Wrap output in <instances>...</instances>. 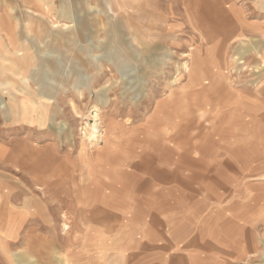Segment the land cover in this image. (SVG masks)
Instances as JSON below:
<instances>
[{
    "label": "rangeland",
    "instance_id": "obj_1",
    "mask_svg": "<svg viewBox=\"0 0 264 264\" xmlns=\"http://www.w3.org/2000/svg\"><path fill=\"white\" fill-rule=\"evenodd\" d=\"M48 1L50 14L41 16L36 0H0V23L7 32L25 38L42 22V30L61 41L60 48L52 42L49 51L58 49L64 56L59 75L56 65L54 73L39 72L34 79L38 83H29L34 94L15 96L18 106L27 98L30 117L17 111L5 114L0 107V150L4 146L31 153L15 165L8 151L7 156L0 151V204L7 213L14 210L13 200L18 207L26 200L30 204L28 212L17 209L22 224L15 234L9 219L0 216V264H16V259L18 264H214L233 243L263 251L264 70L259 66L264 61V0H112V11L110 0ZM210 5L223 12L208 20V45L192 19ZM232 6L238 17L229 11ZM74 18L88 28L77 30ZM155 23L164 26L155 32ZM110 24L121 33L150 35L142 47L153 53L158 46L155 53L166 63L163 74L153 70L144 77L138 60L146 52L136 54L130 47L132 59L114 67L107 53L86 42L91 35L95 43H105ZM247 43L257 45L260 58L244 51L239 68L232 62L224 69L216 65L217 53L230 61L235 49H247ZM14 46L13 39H0V50ZM190 51L195 53L192 66L206 86L193 88L184 74L159 117L157 104L170 95L164 82L173 80L175 68L187 59L181 54ZM92 56L102 64L100 70L87 63ZM6 60L1 57L0 65L20 61ZM76 62L80 65L74 68ZM219 72L224 73L223 85L209 89ZM21 85L29 89L24 81ZM109 86L115 87L108 91ZM105 96L108 104L103 106ZM47 97H55V107ZM231 99L242 100L243 109ZM1 102L12 107L3 96ZM95 107L108 146L101 143L93 151L81 145L78 134L85 121L91 124ZM83 161L90 168L84 169ZM23 165L41 181L31 182ZM19 182L30 195H24ZM49 184L48 193L38 191Z\"/></svg>",
    "mask_w": 264,
    "mask_h": 264
},
{
    "label": "bare ground",
    "instance_id": "obj_2",
    "mask_svg": "<svg viewBox=\"0 0 264 264\" xmlns=\"http://www.w3.org/2000/svg\"><path fill=\"white\" fill-rule=\"evenodd\" d=\"M114 1V0H113ZM112 0H110V2H108V8H109V11H112ZM171 1V0H170ZM176 1V0H175ZM90 2V1H89ZM88 2V3H89ZM116 2V1H115ZM160 2V1H159ZM168 2V0H167ZM177 2V1H176ZM181 2V1H180ZM163 3V2H162ZM173 3V2H172ZM171 3V4H172ZM175 3V2H174ZM178 4V3H177ZM124 5V3L122 5H120L119 3H116V6L121 8L122 6ZM260 5V4H259ZM37 6L38 8H40L41 10V13L43 16V14H48L50 11H51V6H48L47 2H45V0H38L37 1ZM162 6V5H161ZM174 6V5H173ZM172 6V7H173ZM213 6V5H212ZM211 5L210 6H206L205 8H203L200 12V16L194 20L192 19V22H193V26H195L196 30L200 32V29H201V34L202 32H205V35L203 34V38L204 40L206 41V43L209 45L211 44L212 42L208 39V36L206 34V30L208 28V20H210L213 16H216L217 18H219L221 12H223V9L220 7V6H215V8L213 9ZM227 6V5H226ZM58 8V7H57ZM63 9V4H61V11ZM161 9V8H160ZM165 9V8H164ZM229 11H231V14L234 12L233 11V6L232 7H229L228 8ZM174 10V9H173ZM175 11V10H174ZM245 11V10H244ZM38 12V11H37ZM165 12V11H164ZM168 13V11H167ZM50 14V13H49ZM137 14V13H136ZM170 15V13H169ZM186 15V14H185ZM35 16V15H33ZM234 16L238 17L237 15L234 14ZM169 18V17H168ZM187 18V17H186ZM102 19V18H101ZM104 19V18H103ZM187 21V20H186ZM202 21V25H199V23ZM74 24H75V27L77 28V30L79 31H82V30H86L88 28V24L84 21V20H79V19H73L72 21ZM111 22V21H110ZM156 26H157V29L155 28V25H154V29L153 31H157L158 29L160 28H163L164 25H161L160 28L159 27V23H155ZM165 24V23H164ZM67 25V24H66ZM69 25V24H68ZM2 26V25H1ZM110 30L106 32L105 34V40L106 42L103 43L101 42V40H96L97 43H100V44H97L95 43V41L92 40L91 38V35H86V42L88 43H92V45L94 47L92 48H99L103 53H107L108 54V61L112 62L114 67H116L117 63H119L120 61L122 62H125V61H129L132 59V53L130 54L129 52L130 51V47L131 48H134L133 52L136 53V54H139V53H144L146 51L143 50V43L144 42H147V40H149L151 38L150 35L148 36H144L143 34H137L135 33L133 30L130 31V33L128 34H125V33H121L120 31L118 32L117 31V28L118 26H115L114 24H110ZM42 27H43V23L40 22V23H37V30H35L36 33H33V34H28L26 35L27 37L25 38H22L20 36L19 40H20V49H16V48H12V50L9 53L8 57H9V60H6V61H10V62H14L15 59H18L20 60L18 63H16L15 65H12L11 66L9 65V67L7 66H1L0 65V97L3 96V98H7V101L11 104L12 107H9L7 108L5 106V104L3 102L0 103V107L1 108H4L3 109V113L5 114H8L10 111L11 112H14L17 111L19 113H22V114H25L27 115L28 117H30V113L32 112V107H31V104L27 102V98H25L21 103L20 105L18 106V103H17V100L15 98L16 95L18 94H24L25 96H30L33 93V91L31 90L32 88L30 87L29 83L33 82V83H38L36 82L34 79L35 77H37V74L39 72H42L43 74L44 73H54L53 72V68L54 66H58V70L55 71V76L59 75L60 74V70L62 69V65H63V61H64V56H61L58 49L57 50H50L49 51V47L50 45L52 44V42L56 43V45H60L61 44V41H60V37L59 36H53L47 32H44V30H42ZM117 27V28H116ZM2 29V28H1ZM202 29H204L202 31ZM163 30H168L167 27H164ZM192 30V28H191ZM241 30V29H240ZM6 31V30H5ZM160 31V30H159ZM118 32V33H117ZM161 32V31H160ZM195 33V32H194ZM11 34V33H10ZM196 34V33H195ZM174 35V34H173ZM158 37V36H157ZM168 37H172V36H169ZM235 37V36H234ZM153 38V37H152ZM178 38V37H176ZM175 38V39H176ZM11 39V38H10ZM201 39V38H200ZM99 41V42H98ZM255 41V40H254ZM238 42V41H237ZM250 41H248L249 43ZM205 43V42H204ZM205 43V44H206ZM240 43L242 44L243 43V40L240 41ZM245 45L247 46V49L246 48H236L235 49V54L233 56H231V60L230 61H227L224 57V55L222 56V53H217V64L216 65H219V67H221L222 69L225 68L226 64H229V63H233V65L236 66V68H239L240 65H242V53L245 51H251L253 54H255L256 56H259V51H258V47L255 43H250ZM118 44V45H117ZM116 46V47H115ZM227 46V45H226ZM234 46V45H233ZM157 45H154V52L152 53L151 50L149 52H146L145 54L147 56H142L138 61H139V64H140V67L142 68V73L144 75V77L146 76V74H151L153 72V70H159L160 73L159 75H162L163 74V70L164 68L166 67V63L163 61V59L161 58V56L157 55L155 53L156 49H157ZM222 45H219L218 48H221ZM10 48V47H9ZM58 48H60L58 46ZM221 50V49H220ZM6 51V49H5ZM177 52V51H176ZM231 52V51H230ZM7 53V52H6ZM65 53H67V49L65 48ZM96 53V52H95ZM241 53V54H240ZM198 54V53H197ZM97 55V54H96ZM165 56H167V54H163ZM180 55V54H179ZM183 56V58H187L184 60V62L181 63V65H179L178 63H176V65L178 64V67L175 68V77H173V80H171L170 82L166 83L164 82V89L166 90H169L168 92L170 93V95H168L166 97V99L161 102V103H158L157 104V108L158 111H157V116L161 117L162 114L164 113V110L166 108V106L169 104L170 102V99L172 97L171 95V92H172V88L176 86L177 84V81L180 80V78L185 74L188 76V78L191 80L192 82V86L193 88L195 87H199V86H206V83L204 79H202L197 71V69L195 68V66H192V63L194 62L195 60V53L193 51H190L188 53H185V54H181ZM200 55V54H199ZM197 55V57L199 56ZM252 55V54H251ZM3 57L4 59L7 58V56L5 54H1L0 55V58ZM172 57V56H171ZM249 57V56H248ZM251 58V57H250ZM22 59H24L25 61V64L23 66L26 65L25 68H22ZM92 60H90V58L87 60V63L90 64L91 66L94 67L95 70H97V67L98 69L100 70V66H102V64L99 66V59L97 57H91ZM168 60H170L168 58ZM201 60V59H200ZM249 60V59H248ZM93 61V62H92ZM167 61V60H165ZM247 61V60H245ZM261 61V60H260ZM78 62V61H77ZM74 63L73 64V67L76 68L78 67L80 64H77ZM15 63V62H14ZM103 63V62H102ZM105 63V62H104ZM245 64V63H244ZM96 65H98L96 67ZM168 65V64H167ZM175 65V66H176ZM174 66V67H175ZM224 66V67H223ZM72 67V69H73ZM108 67V66H107ZM110 67V66H109ZM171 67V66H170ZM260 68H262V70H264V61L261 62V66H259ZM111 68V67H110ZM15 69H18L17 73L15 71ZM105 69V67H104ZM256 69V68H255ZM107 70V69H106ZM166 70V69H165ZM170 70V69H169ZM168 70V71H169ZM250 70V69H249ZM26 71V72H25ZM110 71V69H109ZM221 71V70H220ZM247 71V70H246ZM113 72V71H112ZM174 72V71H173ZM250 72V71H249ZM259 72V71H258ZM157 73V72H155ZM154 73V74H155ZM103 74V73H102ZM114 74V73H113ZM173 74V73H172ZM224 74V73H223ZM222 72H219V74L217 73V83L214 81V84H211L210 86H208L209 89L213 90L215 88L216 85H223V82H222V76H223ZM258 74V73H257ZM264 74V72H263ZM21 75V76H20ZM250 75V74H249ZM54 76V77H55ZM103 76V75H102ZM105 76V75H104ZM251 76V75H250ZM18 78L20 82H17L15 81V79L13 78ZM90 77V76H88ZM143 77V76H142ZM166 77V76H165ZM102 78V77H101ZM100 78V80H101ZM112 78V77H111ZM154 77H152L153 79ZM162 78V76H160V79ZM164 79V78H163ZM99 80V81H100ZM151 80V78H150ZM158 80V79H157ZM166 80V78H165ZM26 84L27 87H29V89H24L23 88V84L21 85V82H23ZM98 81V82H99ZM160 81V80H159ZM158 81V82H159ZM169 81V80H168ZM222 82V83H221ZM107 83V82H106ZM159 83H162L161 81ZM86 89L91 87V84L89 83V80H88V86H87V79H86ZM121 85V84H120ZM152 85V84H151ZM160 85V84H159ZM260 85V84H259ZM25 86V85H24ZM25 86V87H26ZM115 86L111 87L109 86L108 87V91H112L114 89ZM34 88V87H33ZM37 88V86H36ZM96 88V87H95ZM79 89V88H78ZM98 89V88H96ZM84 90V89H83ZM94 90V89H93ZM121 91V90H120ZM146 91V90H145ZM144 91V92H145ZM159 91V90H157ZM73 92V91H72ZM154 92V91H153ZM152 92V93H153ZM184 92V91H183ZM70 93V92H69ZM76 93V92H75ZM154 94V93H153ZM152 94V95H153ZM162 94H165V90H163ZM167 94V93H166ZM63 95V94H62ZM233 95V94H231ZM19 96V95H18ZM91 96V95H89ZM164 96V95H163ZM166 96V95H165ZM237 96V95H236ZM35 97V96H34ZM19 98V97H18ZM17 98V99H18ZM48 100H51L54 102V107L56 106V102L57 100L55 99V97H47ZM240 98V97H239ZM41 100V99H40ZM48 100L45 99V102ZM156 100V99H154ZM158 100V98H157ZM232 100V99H231ZM196 101V100H195ZM229 101V100H228ZM235 100H232L231 103L235 104L237 106V109H243L244 107V102H242V100L238 99L237 101ZM225 101L223 102H220L218 103L217 105H222V103H224ZM38 103V101H37ZM96 103V102H95ZM102 105L103 106H106L108 104V100L105 97H102V101H101ZM113 103V102H112ZM128 103V104H127ZM131 103V102H130ZM129 101L126 102L127 105L130 104ZM133 103V102H132ZM7 104V103H6ZM35 104V103H34ZM97 104V103H96ZM36 105V104H35ZM43 105V104H42ZM94 105V104H93ZM126 105V106H127ZM209 105V104H208ZM37 106V105H36ZM130 106V105H129ZM52 107V108H54ZM71 107H72V110L75 112V107L73 106V104H71ZM97 107V106H96ZM95 107V108H96ZM128 107V106H127ZM133 107H134V104H133ZM215 107V106H214ZM113 108V107H112ZM219 108V106H218ZM215 107V112H219V109ZM38 109H39V106H38ZM37 109V110H38ZM101 110V109H100ZM213 110V109H212ZM181 111H184V108L182 107L181 108ZM208 111V110H207ZM91 112V111H90ZM130 112V110H129ZM40 113V112H38ZM87 113V112H86ZM89 113V112H88ZM101 113V112H100ZM204 113L205 112H201L199 117L202 118L204 117ZM86 116V115H85ZM106 116V115H105ZM104 117V116H102ZM107 118V117H106ZM40 121H42L41 118H38ZM89 119V118H88ZM101 119H100V116H99V109L96 108L95 112L92 113L91 115V124H89L88 122H84V125L83 127L81 128L80 133L78 135H81V145H88L89 148H93V151L94 149L96 148L97 150H99V148H101V143L105 144V146H108L107 145V135H106V129L104 130V128L101 126ZM103 121V120H102ZM104 121H107L104 120ZM103 121V122H104ZM102 122V124H103ZM126 122V121H125ZM131 123V122H130ZM263 123V122H262ZM107 124V123H106ZM47 125V124H46ZM127 125V124H125ZM133 126V125H132ZM126 127V126H125ZM128 128V127H126ZM59 129L61 130V125L59 127ZM17 150H15L14 152L10 150V148L8 147H4L2 146L1 148V153L3 154L2 156H7V154H5L6 151L9 152V156H10V162H13L15 165L18 164V162L22 165L23 161L27 159V156H30L31 153L28 152V154L26 155L24 152L21 151V149L19 148H16ZM95 149V150H96ZM20 150V151H19ZM90 151V150H89ZM44 152V151H43ZM92 152V151H90ZM99 153V152H98ZM82 155V154H81ZM81 155H80V158H81ZM92 155V154H91ZM76 156V155H75ZM93 158V157H92ZM23 167V170L24 172H27V174L30 176V181L33 182V183H37L38 181H41V178H39L38 176L35 175L34 171L32 169H29L27 166H22ZM87 167V166H86ZM20 170V168H19ZM44 171V170H42ZM19 172V171H17ZM23 172V171H22ZM27 175V176H28ZM22 176V175H21ZM22 178V177H21ZM22 186H24L21 182H19ZM3 185V184H2ZM34 185V184H33ZM50 185V184H49ZM49 185H46L48 188L50 187ZM4 186V185H3ZM2 186V187H3ZM11 186V185H10ZM12 187V186H11ZM36 187V186H35ZM39 190V192L43 193L44 194V191L46 192V190H41L40 186L37 187ZM36 189V188H35ZM43 189V188H42ZM49 190V189H47ZM2 191V190H0ZM30 191L29 188L25 187L24 186V195L27 197L28 195H30ZM34 191V190H32ZM10 192V191H9ZM3 193V192H2ZM6 195V193H3ZM2 194V195H3ZM8 195H10L8 193ZM2 198L4 196H1ZM7 197V196H6ZM5 197V199H6ZM43 197V196H42ZM8 199V197H7ZM10 199V198H9ZM25 199H28V198H25ZM70 199V197H69ZM76 200V199H75ZM4 201V199H3ZM6 201V200H5ZM15 201L16 200H13L12 202V206H13V212L10 213V211L7 213L4 209H5V204L1 205L0 204V216L4 219V218H8L9 219V222H10V225H12V227L9 229L11 230V232H14V234L17 232V230L20 228V225L22 224L21 221V213L20 211L18 212L17 209H25L27 212H28V209H29V202L26 200L24 201V205L22 207H18L16 204H15ZM77 202V201H76ZM3 203V202H2ZM46 203V202H45ZM76 205V204H75ZM3 206V207H1ZM8 207V205H7ZM31 207V206H30ZM75 207V206H74ZM9 208V207H8ZM77 209V208H76ZM8 211V209H7ZM12 211V210H11ZM33 211V210H32ZM31 212V211H30ZM62 215V214H61ZM65 217V216H64ZM1 219V218H0ZM7 219V221H8ZM62 219V218H61ZM67 220V218H66ZM69 220V219H68ZM1 221V220H0ZM6 221V222H7ZM3 222V220H2ZM66 222V221H65ZM68 222V221H67ZM8 223V222H7ZM6 223V224H7ZM64 223V222H63ZM5 224V225H6ZM69 226V225H67ZM67 226H66V223L63 224V230L62 231H65L67 230ZM4 227V226H3ZM9 228V227H8ZM12 236V235H11ZM7 237V236H6ZM5 238V237H3ZM8 238V237H7ZM1 239V237H0ZM14 239V238H13ZM2 240V239H1ZM0 240V241H1ZM8 240V239H7ZM9 240H12V239H9ZM5 241V239H4ZM5 244V243H4ZM6 245V244H5ZM3 246V245H2ZM1 246V247H2ZM6 248V246H5ZM4 248V249H5ZM7 251V250H6ZM259 250L256 251L255 247L253 246V244H246L245 246V253L248 254L246 256V264H264V249L263 251H261V255H259ZM245 257V256H244ZM13 258V257H12ZM235 258V257H234ZM224 261V260H223ZM16 264L20 263L21 261L19 259H16ZM67 263V262H66ZM223 264H231L230 262H226V263H223ZM240 264V262H239Z\"/></svg>",
    "mask_w": 264,
    "mask_h": 264
},
{
    "label": "crops",
    "instance_id": "obj_3",
    "mask_svg": "<svg viewBox=\"0 0 264 264\" xmlns=\"http://www.w3.org/2000/svg\"><path fill=\"white\" fill-rule=\"evenodd\" d=\"M37 1L38 0H36V2ZM45 2H47L48 6H51V3L48 0H45ZM36 5H37V3H36ZM4 26H5L4 24L0 23V39H4V38H9L10 39L11 38V39L14 40V44H15V46L13 48L20 49V46H21V44L19 43L20 42V40H19L20 36L16 35L11 30L9 32H7V30L5 31ZM16 42H17V45H16ZM5 49L6 48H3V49L0 50V55L3 53L6 56H8L9 55L8 52H10L12 50V48L11 49L7 48L8 50L6 49V51H5ZM7 59H9V57H7ZM82 166H83L84 169L85 168H90V166L88 164H86V162H84V161H83ZM47 189L50 190V187L48 188L46 186V188H45V190L48 193L49 190H47ZM125 242L128 243L129 241L125 239ZM245 246H246V243H242V244L241 243H233V244L228 245L229 251H228V254L226 255V257H224V258L222 257L221 259H218V260L214 261L215 262L214 264H223V263H226V262H230L231 264H239V262H240V264H246V259H247L246 256H247V254L245 253ZM263 248H264V245H263ZM258 250L259 249H257L256 251H258ZM260 250H262V249H260ZM260 255H261V252H260Z\"/></svg>",
    "mask_w": 264,
    "mask_h": 264
}]
</instances>
